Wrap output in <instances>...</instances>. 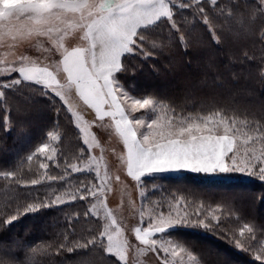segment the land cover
Returning a JSON list of instances; mask_svg holds the SVG:
<instances>
[{"label": "snow or ice", "instance_id": "6c2138e0", "mask_svg": "<svg viewBox=\"0 0 264 264\" xmlns=\"http://www.w3.org/2000/svg\"><path fill=\"white\" fill-rule=\"evenodd\" d=\"M209 2L217 4V0H15L14 3L0 0V43L9 39L30 41L43 49L35 59L20 54L12 66L0 67V75L18 73V77L0 82V102L7 103L5 90L15 89L22 83L39 86L45 97L58 98L70 113V122L85 146L76 156V162L65 163V170H70L71 174L94 173L79 179L71 193L33 195L32 202L18 205L14 213L0 220V229L41 208L64 205L69 200L83 201L85 211L82 215L102 220L103 230L98 235L89 231L86 235L74 236L75 226L69 223L73 231L67 232L57 251L102 249L113 257L111 264H129L133 250L138 256L154 253L161 264H177L175 258L183 253L189 264H204L189 248L175 242L171 233L181 227L218 232L225 227L219 209L204 211L203 205L190 209L183 198L169 202L167 212L154 208L146 215L141 207L139 224L131 229L138 244L129 242L106 199L113 181H123L119 175L112 176L103 146L92 129L104 127L105 120H111L123 145L122 152L113 149V153L126 169V176L135 182L142 203L146 187L144 178L161 174L181 171L213 176L240 173L264 181V129L245 130L247 121L228 116L222 109L207 115L177 116L174 109L150 94L137 98L123 86L120 78L128 71L126 57H158L172 55L178 46L185 50L204 46L203 36L190 29L191 21L181 18L177 9H192L214 43L223 44L228 39L235 43L239 35L229 32L214 19ZM257 12L264 14V0H258L245 15L254 18ZM74 33V39L82 42L77 46H72L74 39H68ZM244 55L253 59L247 53ZM199 84L212 86L206 77ZM74 100L81 107L78 108ZM53 108L60 112L58 106ZM147 109L157 113L156 117L133 118L132 114ZM47 137L49 141L59 139L53 131H49ZM237 141L245 146L242 152ZM96 148H101L98 156L93 154ZM36 152L59 166L56 149L50 143L40 144ZM36 152L28 155V161ZM40 168L45 169L43 179H32L33 186L44 180L65 179L62 175L48 174L47 163H41ZM3 175L7 178L14 173L4 172ZM129 203L135 208L134 202ZM162 207L157 205V208ZM81 222L88 221L77 220ZM246 233L250 234L249 241L255 239L253 227L245 224L238 237L233 233L235 247L245 252L254 251V259L264 264V246L245 245L241 238ZM260 234L264 235V230ZM69 236H73L70 242ZM0 264L5 262L0 259ZM179 264H184L183 258Z\"/></svg>", "mask_w": 264, "mask_h": 264}, {"label": "trees", "instance_id": "16d2710c", "mask_svg": "<svg viewBox=\"0 0 264 264\" xmlns=\"http://www.w3.org/2000/svg\"><path fill=\"white\" fill-rule=\"evenodd\" d=\"M225 2H229L232 8H239L242 2L246 3L247 0H219L216 5L209 2L208 7L213 8ZM177 11L179 13L180 9ZM238 11L243 10L240 8ZM213 17L219 20L218 17ZM227 24L231 33H235L232 29L235 30L240 25L233 17ZM243 30L247 33V27ZM161 31L163 32L162 29ZM237 41L234 43L229 39L226 45H221L214 43L211 37L207 39L204 45L208 47L211 57L204 61L212 65L210 75L200 76V73L196 72L191 81L193 87L187 90L185 87L171 90L166 97L165 94L161 95L160 100L168 103V106L176 111L180 108L181 111L199 115H207L222 109L224 113H229L240 121H250L254 123V127L264 128V41L261 38L254 45H248L240 39ZM177 49L180 50V47ZM245 53L253 59H248ZM141 58L138 56L125 58L128 71L122 73L121 77L125 80L127 78V83L136 70L141 69L139 62ZM156 58L154 57L155 60ZM151 61L152 58H147L146 65H151ZM186 64L185 61L180 66L186 69L189 66ZM149 67L151 69V66ZM197 76L199 77L196 78ZM205 77L212 86L205 85L195 89L196 84ZM208 88L210 90L206 91ZM144 91L133 90L137 96L145 95ZM39 124L31 125L26 138H22L20 132H15L16 130L9 134L7 132L0 134V220L6 214L14 213L18 205L23 206L32 202L33 195L42 196V189L46 188L45 184L30 185L31 176L36 173L33 164L42 161L43 158L35 155L28 161L27 157L48 140L49 131L54 132L61 128V121L48 117ZM28 164L32 166L29 167ZM27 166L35 172L32 173ZM4 172H11L14 175L6 178ZM55 172L57 169H54L53 173ZM59 174L58 172L55 176H60ZM197 175L201 174L156 175L147 178L146 183L159 184L161 189H167L169 192L192 196L219 206L217 208H224L225 212L222 209V214L225 227L218 232L181 227L172 230L171 236L184 243L190 242V249L202 257L204 264H259L254 259L255 254L237 249L231 236L233 233L238 236L235 231L247 224L253 227L255 232V239L251 243L260 244L262 240L264 241V235L260 234L264 227H258L264 226V181L245 177L230 181L213 180ZM47 184L54 186L52 182ZM84 211L83 203L74 202L59 207L41 208L38 212L20 216L13 224L0 229V259L5 264H83L92 251L77 250L69 253L57 251V246L64 242L67 232L73 231L68 227L69 223L75 226L74 236H83L85 232L95 230L92 224H96L94 221L96 219L84 217L82 215ZM77 220L88 222L77 223ZM72 239L73 236L68 237L69 242ZM14 256L20 259H12Z\"/></svg>", "mask_w": 264, "mask_h": 264}, {"label": "rangeland", "instance_id": "374dc122", "mask_svg": "<svg viewBox=\"0 0 264 264\" xmlns=\"http://www.w3.org/2000/svg\"><path fill=\"white\" fill-rule=\"evenodd\" d=\"M14 2L15 0H5V3ZM228 3L229 2H225L213 8L209 7L213 10L212 15L218 17L219 20H217L216 18L214 19L228 29L227 23L230 22L233 17V19H235V22H239L240 25H238L235 30H232L239 35V39L242 42L245 41V43L248 45H254L257 41L261 40V38L264 41V36L261 35V33H264V14L257 12L254 18L247 17L245 15L248 9L255 7V5L258 3V0H247V4L245 2H242V7L240 6L239 8H232L231 4ZM240 8L243 11H238ZM179 13L181 14V18L187 17V19L191 21L189 25L190 29H195L197 35L203 36L204 43L207 39L211 37L210 33L207 32L205 26L200 24L202 22L198 21L195 18L192 10L184 9L180 10ZM244 27H247V33L243 30ZM259 29H261L260 32H258ZM161 34H163L162 31ZM75 36L76 34L74 33L73 37H69L68 39H74ZM226 41L221 45H226ZM80 43L82 42L78 39H74V43L72 46H77ZM47 46L48 45H45V47ZM184 50L185 49L180 47V50L177 49L172 55L150 57L153 59V61H151V65H146L147 58L139 59L141 69L136 70V73L129 79L128 83L126 82L127 78L125 80L121 77L123 86L128 89L131 94H134L133 90H148L144 91V94L152 95L153 98L157 99L160 103H164L160 100L161 95L165 94L164 96L166 97V95H168L171 90L173 91L177 88L182 89V87H185L187 90L193 87L191 81L193 80V75L196 72L200 73V76L210 75L209 70H211L212 67H209V65L204 60H206V58L208 57L210 58L211 53L209 52L208 47L205 45L201 48H189L185 51ZM42 51L43 49L39 48V46L36 45L34 42L20 40L11 41L9 39L6 43H0V61H4V63H0V67L12 66V64L18 60L20 54L28 55L35 59L41 54ZM154 57H157L156 60L154 59ZM185 61L187 63L186 65H189L188 67H186V69L180 66V64L184 63ZM189 61L191 64L189 63ZM149 66H151V69ZM13 77H18V73L0 75V82L10 80ZM198 77L199 76H197L196 78ZM199 87L200 84H196L195 89H198ZM207 90L210 89L208 88L206 89V91ZM5 91L8 94V100L6 104L4 102H0V134L4 132H7V134H9L12 131L16 130L15 132L19 131L22 138H26L28 136V133H30L28 132V129L31 127V125H35V123L38 125L48 117H54L61 121V128L54 131L59 136V139L57 141L47 140L43 142L50 143L51 147L56 149V159L59 161V166H57L51 161H47L45 156L36 152V149L40 145L32 153L36 152L35 155H40L44 159V161L42 159V161L33 164V168L36 173H33L35 171L30 170L28 168V166H32L31 164H28L27 166V168L33 173V175L31 176L32 179H43L42 174L45 173V169L40 168L41 163L48 164V174L56 175L59 172L60 176H65L64 180H44V182H42L41 184L35 185H46V188L42 189V196L52 193H71L75 190L79 179L83 178L85 175H94V173L71 174L70 170H65V163L67 161L76 162V156L79 154L80 149L84 148L85 146L82 143L78 130L74 127V124L70 122V113H67L65 106L62 102L58 100V98L52 99L51 97H45L44 95H42V89L39 86L28 83H22L21 86H18L15 89H7ZM143 96H137V98H143ZM73 102L77 104L78 108L81 107L77 101L74 100ZM166 104L168 105V103ZM53 106H58L60 108V112L57 113L56 111H54ZM178 109L177 111L174 109V112L177 116L180 117L199 115L198 113H187L185 111H181L182 109ZM225 114L228 116H233L229 113ZM132 115L133 118H142L145 120H149L155 118L157 113H154L151 109H147L141 110L140 112L134 113ZM104 125V127H94L92 131L97 135L98 139L100 140L103 146V154L107 158L108 166L111 170L112 176L114 177L116 175H119L121 177V180L123 181V183L113 181L111 185L112 190L108 193L106 199L109 208L115 211L118 222L124 228L123 236L127 237L129 239V242L138 244V242H135L134 234L131 232V229L139 224V209L141 207L145 209L146 215L151 212L154 208H156V210L158 211L167 212L169 202L181 198H183V200L189 205L190 209H195L200 205L204 206V211L216 209L217 207H219L204 200H199L192 196H187L174 191L169 192L167 189H161L159 184L150 185V183H146L147 178H152L154 176L144 178V183L146 187L145 196L143 198L142 203L141 197L139 195V189H137L135 182L131 181V179L126 176V169L121 164V162L117 160L116 156L113 153V149H115L116 152L123 151L122 142L120 138L115 134L111 120L106 119ZM253 125V122L248 121V123L244 126L245 130L251 131L257 127L264 129L261 126L254 127ZM39 126L40 124L38 125V127ZM141 131H144V129H141ZM220 133L222 134V129L220 130ZM237 144L239 145L242 152L245 146L240 144L239 141H237ZM259 146L260 145H256V147ZM93 154L97 156L100 155L101 148H96ZM259 166L260 165L257 164V168ZM54 169H57V172H55V174L53 173ZM184 173L191 172L181 171L179 173H168L161 175L175 176ZM197 176H203L205 178H211L213 180L222 179L225 181L237 180L241 177L250 179L257 178L254 176H246L240 173H232L228 175L219 176L201 174ZM50 182H52V185H54L53 187L47 184ZM130 201L135 203V208L131 206V204L129 203ZM74 202L84 204L83 201L69 200V202L64 205H69ZM157 205H163V207L157 208ZM218 209L220 213H222V209L223 212H225V209L222 207ZM95 219L96 220L94 221L96 224H92V228L95 230L91 232L96 233L98 235V232L103 230L104 225L102 220H99L97 218ZM243 227L244 226L240 227L238 230L235 231L238 233V236L240 230ZM85 233L88 234L89 231ZM231 238L233 240V236H231ZM173 239L175 240V242L183 244L186 248L190 249V242L184 243L176 238ZM241 239L245 245L251 243V241L247 239V234ZM255 245L257 248L262 247L264 246V241L262 240L260 244L258 243ZM192 252L193 254L198 255L199 259H202V257L197 252ZM250 252L255 254L254 251ZM88 255V259L83 261V264H111V261L113 259V257L108 256L102 249H99V251H92ZM181 258H183L184 264H189L187 256L183 253L175 258L177 264H179ZM139 261H143V264H161L160 259H158L154 253H148L145 256H138L135 250H133L129 256V264H138Z\"/></svg>", "mask_w": 264, "mask_h": 264}, {"label": "crops", "instance_id": "0c3cea01", "mask_svg": "<svg viewBox=\"0 0 264 264\" xmlns=\"http://www.w3.org/2000/svg\"><path fill=\"white\" fill-rule=\"evenodd\" d=\"M217 1H219V0H217Z\"/></svg>", "mask_w": 264, "mask_h": 264}]
</instances>
